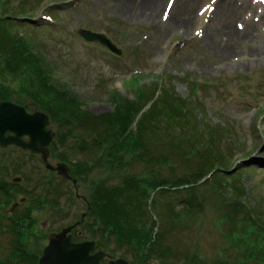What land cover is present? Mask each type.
<instances>
[{"label":"rangeland","instance_id":"rangeland-1","mask_svg":"<svg viewBox=\"0 0 264 264\" xmlns=\"http://www.w3.org/2000/svg\"><path fill=\"white\" fill-rule=\"evenodd\" d=\"M6 1L0 0L1 12L17 9L16 16L22 12V0ZM141 1L28 0L25 15H30L24 20L26 25H21L18 31L25 34L28 26L34 27L31 33L38 36L37 49L54 69L55 78L63 86L67 85L83 103L84 110L95 117L113 114L118 96L132 100L137 82V88L153 83L170 87L176 97L183 101L191 100L196 108L201 106L197 112L204 114L203 124L226 130L221 149L227 158V170L240 171L241 174L234 181L229 179V196L233 193L232 198L247 201L249 208L264 216V61L247 57L252 48L264 47V29L256 33L253 43L239 41L227 44L218 38L217 24L203 16H197L199 21L189 34L176 28L174 22L167 24V9L157 12L154 22H150L143 18V14L150 12L142 14V10L137 8ZM160 1L148 0L155 6L161 5L163 10L171 2ZM255 1L264 14V0ZM207 7L214 11L213 4ZM196 10L197 6L193 9L194 13ZM81 30L105 34L122 50V57L99 45L85 42L79 35ZM223 51L230 55L229 59L224 57ZM25 99L30 106H34L31 99ZM30 106L25 109L29 114L43 113L51 119L49 114ZM48 128L52 131L54 144L58 130L52 122ZM80 135V132L75 133L67 144L63 139L59 140L57 148H51V144L49 149V163L53 167L65 164L71 181H63L57 172L47 170L40 156H33L18 147L0 148V171L2 165L8 168L4 179L28 189L36 190V187L41 192L46 190V184L52 182L53 185L48 186L50 197L38 198L37 205L33 206L37 207L35 214L32 213L37 217V227L33 237L29 238V248L37 254L38 264L50 241L71 224L81 221L74 231H82L85 238L92 235L88 227H92L93 219L89 216L87 202L84 204L83 201L88 198L91 182L95 180L99 183L102 179L99 172H96L98 178L92 176L86 182L78 183L71 176L74 164L93 158L87 151L89 142L75 138ZM62 153L65 162L60 159ZM227 170L223 168L221 174L225 176ZM17 179H20L19 183H15ZM216 200L217 197L206 201L205 213L197 225L183 235L178 232L170 234L165 245L184 250L189 248L190 254L199 252L200 257L210 263L219 254H225L226 248L232 253L230 248L233 247L228 246L232 242L228 243L222 234L236 233L237 226H245L247 222L237 223V226L220 223L212 208ZM234 204L223 209L228 218L237 209V204ZM24 210L26 207L19 205L10 214L18 215L19 212L21 216H26ZM150 212L154 219L157 218L152 208ZM239 219L244 220L243 215H239ZM159 223L158 228L165 227L161 220H158ZM246 226L249 230L246 235L249 236L256 227H251V224ZM196 246L200 251H195ZM119 256H125L131 262L126 249L117 251L115 258ZM148 264L163 263L151 258Z\"/></svg>","mask_w":264,"mask_h":264},{"label":"trees","instance_id":"trees-1","mask_svg":"<svg viewBox=\"0 0 264 264\" xmlns=\"http://www.w3.org/2000/svg\"><path fill=\"white\" fill-rule=\"evenodd\" d=\"M21 4L18 16L17 9L0 11V103L28 109V97L32 109L49 114L58 130L51 148H57L62 139L67 144L78 132L81 137L75 136L77 140L89 142L92 160L71 166V176L79 183L98 178L99 172L102 180L91 182L83 201L93 222L88 227L92 235L85 238L81 231L80 242L94 241L98 250L114 258L117 251L126 249L132 264H148L151 258L163 264H264V216L249 208L247 201H237L233 193L229 196V179L234 181L241 174L226 168L227 158L221 149L226 130L203 124L204 114L197 112L201 106L196 108L191 100L183 101L157 83L137 88V82L132 100L115 98L113 114L91 115L68 86L55 78L54 69L37 49L38 36L31 33L34 27L28 26L25 34L18 31L30 15H25L28 0ZM60 155L65 162L64 153ZM1 167L0 264H38L37 254L29 248V238L37 227L33 215L37 207L33 206L38 198L50 197L52 182L42 192L36 187L28 189L4 179L8 168ZM223 168L230 177L221 174ZM215 197L218 200L211 207L220 223L234 226L247 222L257 230L248 236L244 224L236 225V233L223 232L224 239L232 242L228 245L233 247L232 253L225 247L226 253L211 263L199 252L190 254L189 248L165 245L170 234L183 235L197 225L206 201ZM17 203L26 207V216L10 214ZM234 203L237 209L228 218L223 209ZM150 208L165 227L157 228ZM195 249L200 251L198 246Z\"/></svg>","mask_w":264,"mask_h":264},{"label":"water","instance_id":"water-1","mask_svg":"<svg viewBox=\"0 0 264 264\" xmlns=\"http://www.w3.org/2000/svg\"><path fill=\"white\" fill-rule=\"evenodd\" d=\"M80 36L88 43L100 44L112 53L122 56V52L105 35L81 31ZM51 122L43 113L31 115L25 108L13 103H0V148L18 147L24 152L38 155L47 166V170L57 172L59 176L71 180L65 164L53 167L49 163V149L53 142L52 131L48 130ZM16 182L19 183L20 179L15 180ZM16 207L17 205L13 206L11 212ZM78 225L64 229L52 239L45 248L39 264H102L108 255L102 252L92 254L95 251V243H73L71 233ZM108 264L129 263L118 260Z\"/></svg>","mask_w":264,"mask_h":264},{"label":"bare ground","instance_id":"bare-ground-1","mask_svg":"<svg viewBox=\"0 0 264 264\" xmlns=\"http://www.w3.org/2000/svg\"><path fill=\"white\" fill-rule=\"evenodd\" d=\"M162 1V0H161ZM160 1V2H161ZM169 6L165 5L164 10L161 5L150 4L148 0H142L139 7L144 11L150 12L149 14H143V18L154 22L156 13H162L166 11L168 14V23L173 24L182 30L184 34H189L194 31L199 17L203 16L208 18L217 24L219 36L227 44L232 42L246 41L253 43L257 38L256 33L264 29V14L259 10L258 4L255 0H170ZM213 4L214 11L207 6ZM197 6V10L194 13L193 9ZM205 12V13H203ZM224 57L229 59V54L223 51ZM251 56L254 61H264V47L262 49L252 48L247 52V57ZM159 218H155L154 221L158 224ZM74 226L71 224L69 227ZM158 228V226H157Z\"/></svg>","mask_w":264,"mask_h":264},{"label":"flooded vegetation","instance_id":"flooded-vegetation-1","mask_svg":"<svg viewBox=\"0 0 264 264\" xmlns=\"http://www.w3.org/2000/svg\"><path fill=\"white\" fill-rule=\"evenodd\" d=\"M75 232V233H74ZM80 235H81V233L79 232V233H77L76 231H73L72 232V241H73V243H82V242H80ZM114 260V259H113ZM108 261H105L104 263H107Z\"/></svg>","mask_w":264,"mask_h":264}]
</instances>
